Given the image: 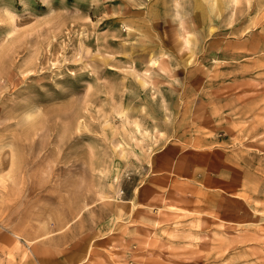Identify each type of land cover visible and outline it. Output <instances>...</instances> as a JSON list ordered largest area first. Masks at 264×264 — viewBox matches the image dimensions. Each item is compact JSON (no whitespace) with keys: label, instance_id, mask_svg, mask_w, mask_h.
<instances>
[{"label":"rangeland","instance_id":"374dc122","mask_svg":"<svg viewBox=\"0 0 264 264\" xmlns=\"http://www.w3.org/2000/svg\"><path fill=\"white\" fill-rule=\"evenodd\" d=\"M0 264H264V0H0Z\"/></svg>","mask_w":264,"mask_h":264}]
</instances>
